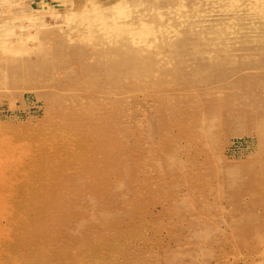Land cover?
Listing matches in <instances>:
<instances>
[{
	"label": "rangeland",
	"instance_id": "rangeland-1",
	"mask_svg": "<svg viewBox=\"0 0 264 264\" xmlns=\"http://www.w3.org/2000/svg\"><path fill=\"white\" fill-rule=\"evenodd\" d=\"M0 264H264V0H0Z\"/></svg>",
	"mask_w": 264,
	"mask_h": 264
},
{
	"label": "bare ground",
	"instance_id": "bare-ground-1",
	"mask_svg": "<svg viewBox=\"0 0 264 264\" xmlns=\"http://www.w3.org/2000/svg\"><path fill=\"white\" fill-rule=\"evenodd\" d=\"M43 10V9H42ZM52 13V12H51ZM49 15V14H48ZM52 16V15H51ZM55 16V15H54ZM9 142V141H8Z\"/></svg>",
	"mask_w": 264,
	"mask_h": 264
}]
</instances>
